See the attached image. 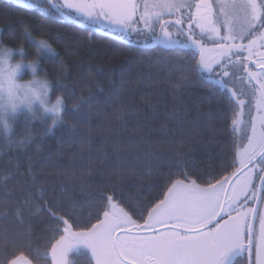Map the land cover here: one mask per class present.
Returning <instances> with one entry per match:
<instances>
[{
  "label": "trees",
  "instance_id": "trees-1",
  "mask_svg": "<svg viewBox=\"0 0 264 264\" xmlns=\"http://www.w3.org/2000/svg\"><path fill=\"white\" fill-rule=\"evenodd\" d=\"M45 7L0 0L1 43L23 46L31 58L34 38L47 39L55 55L39 57L40 73L52 82V98L64 100L61 122L51 133L49 119L28 113L11 118L10 135L0 132V264L19 256L34 264L49 261L65 225L47 207L54 205L57 216L84 230L103 219L100 196H113L112 203L128 211L129 201L141 207L156 203L166 185L182 179L178 168L207 186L204 181L215 184L239 167L221 171L239 109L233 110L235 102L220 85L199 78V55L89 36L63 11ZM185 80L189 86L179 87ZM173 109L186 113L185 123L170 118ZM188 139L192 143L181 147ZM158 153L165 157L159 164ZM36 189L47 195L38 199ZM30 196L35 206L29 209L24 201ZM79 258V264H92L87 255ZM247 262L239 257L233 264Z\"/></svg>",
  "mask_w": 264,
  "mask_h": 264
},
{
  "label": "snow or ice",
  "instance_id": "snow-or-ice-1",
  "mask_svg": "<svg viewBox=\"0 0 264 264\" xmlns=\"http://www.w3.org/2000/svg\"><path fill=\"white\" fill-rule=\"evenodd\" d=\"M64 6L75 15H61L88 28L89 36L95 32L144 46L152 41L169 49L180 42L168 31L162 16L187 10L190 42L180 46L191 50L193 58L199 55L195 64L199 78L220 85L235 102L234 111L239 109L243 115L247 107L248 112L246 119L232 121L234 139L221 167L226 171L239 165L232 177L215 184L204 181L207 186H201L189 170L178 168L182 179L166 185V191L155 198L156 203L141 207L129 201L128 211L117 209L113 196H100L103 219L83 231H71L68 221L52 210L54 205L47 207L52 217L63 221L66 235H59L51 244L46 264H69L68 253L79 244L90 249L94 264H231L233 253H246L247 264H264V0H156L153 7L159 11L149 13L146 8L140 17L144 29L134 26L138 23L135 0H64ZM153 18L160 23L161 35L153 28ZM175 23L179 25L181 20ZM145 29L151 34L143 41L134 40V34H143ZM205 36L211 38L213 47L207 46ZM217 75L220 79H213ZM6 79L11 96L12 75ZM178 86L187 87L189 83L185 80ZM185 115L175 109L169 114L178 124L185 123ZM192 123L195 126L198 122ZM238 123L243 125L239 129ZM237 130L239 136H235ZM185 143L192 140L181 141V147ZM154 159L159 164L165 157L158 153ZM193 174L198 179L205 175L199 170ZM207 175L214 178L216 174ZM230 183L236 187L226 189ZM35 191L38 199L47 195L45 190ZM249 204L256 206L245 207ZM24 206H35L31 196ZM133 217L144 220L143 224ZM23 259L16 257L7 264H19Z\"/></svg>",
  "mask_w": 264,
  "mask_h": 264
},
{
  "label": "clouds",
  "instance_id": "clouds-1",
  "mask_svg": "<svg viewBox=\"0 0 264 264\" xmlns=\"http://www.w3.org/2000/svg\"><path fill=\"white\" fill-rule=\"evenodd\" d=\"M35 55L29 59L23 58L26 50L23 46L13 47L0 43V132L11 134L14 129L12 120L8 114H16L17 109L24 106L29 116L34 118H48L50 126L48 133H51L55 126L61 122L64 100L57 95L54 99L51 96L52 82L43 74L37 73L39 66V57L47 53L55 55V49L45 38H34ZM19 53L20 59L15 61L11 57ZM27 65L31 70V78L27 80H18L17 74L22 66ZM11 74L13 84L12 95L9 94V84L7 76ZM39 105V110L34 105ZM15 105V107L13 106Z\"/></svg>",
  "mask_w": 264,
  "mask_h": 264
},
{
  "label": "rangeland",
  "instance_id": "rangeland-1",
  "mask_svg": "<svg viewBox=\"0 0 264 264\" xmlns=\"http://www.w3.org/2000/svg\"><path fill=\"white\" fill-rule=\"evenodd\" d=\"M16 1L18 3L24 4V5H28V6L29 5L38 6V5H42V4L48 3L49 6L54 7L55 9L61 10L63 12H66L67 14H70V15H75L74 10L67 9L64 6V0H16ZM135 3L137 5L135 20L138 23L136 25H134V26L135 27H139L140 29H144V24L141 21L140 17L146 11V8H147V11L149 13H152V12H155V11H159L158 8H154L153 7V5L156 3V0H135ZM183 10L184 9H182L180 11H172L171 13L165 12L164 15L162 16V20H163L164 24L168 26V31L171 32L173 37L180 42L178 45H182L184 43H189L190 42L188 40V36H186L184 34L182 35L179 32L178 25L175 23L176 20H178V19L181 20V18L183 17V15H182L183 14ZM153 28H154V30H155L157 35H161L162 34L160 23L155 18H153ZM1 31H2V29L0 27V43H1ZM150 34H151V32L149 30L145 29L143 34H134L133 38H134V40L138 39L140 41H143L145 36L150 35ZM204 39L207 40V45L212 42V40H211V38L209 36H205ZM138 45L144 46L143 44H138ZM153 45L155 46L157 44L153 43L152 41H149L147 43V46H153ZM161 46H163V45H161ZM20 58H21V55L19 53H16V54H14L11 57V60L15 61V60L20 59ZM23 58L29 59L27 51H26V55ZM37 73L41 74L39 66L37 68ZM31 75H32L31 70L27 67V65H24V66H22L21 70L18 72L17 79L18 80H27V79L31 78ZM34 108L36 110H39V105L38 104L34 105ZM63 109H64V107H63ZM22 113H27V109L24 106H21L19 109H17V113L16 114L9 113L8 114V118L11 120V118L13 116L19 117V115L22 114ZM62 113H63V111H62ZM244 119H246V116L245 117L242 116L240 121H242ZM242 126H243L242 123H239V128L242 127ZM229 185L227 187L225 186L226 189L229 188ZM235 187H236V185L233 184L231 188H235ZM226 194L230 196L231 192L226 193ZM115 205H116L117 209H124V208H122L121 206H119L117 204H115ZM137 223H140V222H137ZM140 224H143V222L140 223ZM233 255L235 256L236 254L233 253Z\"/></svg>",
  "mask_w": 264,
  "mask_h": 264
},
{
  "label": "flooded vegetation",
  "instance_id": "flooded-vegetation-1",
  "mask_svg": "<svg viewBox=\"0 0 264 264\" xmlns=\"http://www.w3.org/2000/svg\"><path fill=\"white\" fill-rule=\"evenodd\" d=\"M49 8L53 9L51 6H49L48 3H45ZM45 4H42V5H38V6H41L43 8H47L45 7L46 5ZM193 12L195 11V9L192 10ZM187 10H183V17L181 18V24L178 25V29H179V32L183 35H186L188 36L190 31H189V24H188V20H187ZM181 29H183V31H181ZM195 34L197 36L200 35V32H199V29H196L195 30ZM237 43H239V41H237ZM209 48L213 47V44L212 42L210 44L207 45ZM245 55H247V53H245ZM213 79H220V77L217 75L215 76ZM246 99V98H245ZM247 112H248V108L245 107L244 108V115L247 116ZM243 179V177H241V180ZM233 184H230L229 185V188L230 189L232 187ZM228 185H226L227 187ZM230 191H228L227 193H229ZM248 206H252V207H255L256 205L255 204H249V205H246L245 207H248ZM233 215H235V213H233ZM227 219V217H226ZM257 227V230L259 228V225L257 223L256 225ZM74 231H83V230H74ZM81 255H87L91 261H92V264H94V261L92 260L91 258V253H90V249L84 245V244H79V245H76L73 249H71L68 253V261H69V264H79V260L80 258L78 259L79 256ZM239 257H244V258H247L248 259V256L247 254L245 253L244 255H241ZM238 257V258H239Z\"/></svg>",
  "mask_w": 264,
  "mask_h": 264
},
{
  "label": "water",
  "instance_id": "water-1",
  "mask_svg": "<svg viewBox=\"0 0 264 264\" xmlns=\"http://www.w3.org/2000/svg\"><path fill=\"white\" fill-rule=\"evenodd\" d=\"M54 8V7H53ZM55 9V8H54ZM55 10H57V11H59L58 9H55ZM177 48H182L180 45H177V46H175L174 48H170V49H172V50H175V49H177ZM243 113H244V110H243ZM241 117H242V115H240L239 113H238V119L240 120L241 119ZM71 231H74V229L71 227ZM65 235H66V233H65ZM24 259L22 260V261H20L19 262V264H33L27 257H25V256H22ZM50 257V256H49ZM239 256L238 255H233V258L231 259V264H233L234 262H235V260L238 258Z\"/></svg>",
  "mask_w": 264,
  "mask_h": 264
}]
</instances>
